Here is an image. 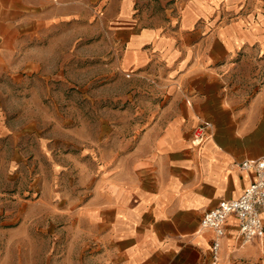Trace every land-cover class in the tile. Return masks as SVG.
Instances as JSON below:
<instances>
[{"label": "crops", "instance_id": "obj_1", "mask_svg": "<svg viewBox=\"0 0 264 264\" xmlns=\"http://www.w3.org/2000/svg\"><path fill=\"white\" fill-rule=\"evenodd\" d=\"M98 23L130 85L124 137L68 155L82 238L107 263L210 264L200 219L252 181L240 161L264 154V0H0V94L36 69L52 27ZM235 225L215 264H264V235L241 243Z\"/></svg>", "mask_w": 264, "mask_h": 264}, {"label": "rangeland", "instance_id": "obj_2", "mask_svg": "<svg viewBox=\"0 0 264 264\" xmlns=\"http://www.w3.org/2000/svg\"><path fill=\"white\" fill-rule=\"evenodd\" d=\"M119 47L100 23L57 25L40 54L29 57L36 69L6 78L10 92L0 94V264H113L105 261L104 247L82 238L66 197H74L77 182L68 155L119 142L126 133L130 80Z\"/></svg>", "mask_w": 264, "mask_h": 264}, {"label": "built area", "instance_id": "obj_3", "mask_svg": "<svg viewBox=\"0 0 264 264\" xmlns=\"http://www.w3.org/2000/svg\"><path fill=\"white\" fill-rule=\"evenodd\" d=\"M212 124L201 121L193 131L194 145H201L208 138ZM239 169L251 171L252 181L236 198L220 199L217 205L204 212L200 219V228L211 230V263L218 260L220 239L225 234L224 224L230 215L236 217L237 237L241 243L264 235V154L257 158L243 159Z\"/></svg>", "mask_w": 264, "mask_h": 264}]
</instances>
